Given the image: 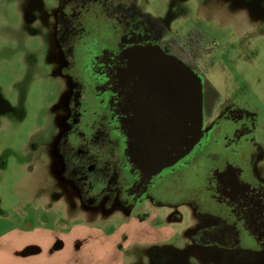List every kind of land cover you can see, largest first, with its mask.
Returning a JSON list of instances; mask_svg holds the SVG:
<instances>
[{"label":"rangeland","instance_id":"obj_1","mask_svg":"<svg viewBox=\"0 0 264 264\" xmlns=\"http://www.w3.org/2000/svg\"><path fill=\"white\" fill-rule=\"evenodd\" d=\"M56 6L57 0H0V264H264V251L237 261L186 241L185 210L184 225L151 202L105 213L101 199L86 207L60 178L51 142L64 85L74 74L48 28ZM138 6L163 23L164 37L203 34L199 65L224 95L221 104H237L256 124L257 152L242 163V176L264 184V0H138ZM79 137L111 174H125L117 139L102 145L91 133Z\"/></svg>","mask_w":264,"mask_h":264},{"label":"flooded vegetation","instance_id":"obj_2","mask_svg":"<svg viewBox=\"0 0 264 264\" xmlns=\"http://www.w3.org/2000/svg\"><path fill=\"white\" fill-rule=\"evenodd\" d=\"M146 13L138 0H57L48 28L55 48L70 56L67 68L74 75L64 85L58 132L51 142L55 171L86 207H96L101 199L106 213L112 206L125 211L134 203L151 202L182 225L185 210L189 214L185 225H191L184 233L186 241L233 260H253L250 252L264 251V184L244 179L242 163L253 162L257 152L254 118L233 102L221 104L224 95L199 65L207 48L198 29L188 30L182 38L164 37L165 31L156 35ZM110 20L116 24L110 27ZM190 43L199 53L193 61L187 56ZM138 48H159L182 62L198 76L202 93L197 138L183 157L153 174L140 170L128 156L133 118L148 122L165 113L142 80L124 73L129 62L125 53ZM83 95L86 98L80 101ZM88 133L102 138V145L110 137L119 141L123 176L111 174L99 153L89 154L91 142L79 137ZM239 232L251 239V245L242 244Z\"/></svg>","mask_w":264,"mask_h":264},{"label":"water","instance_id":"obj_3","mask_svg":"<svg viewBox=\"0 0 264 264\" xmlns=\"http://www.w3.org/2000/svg\"><path fill=\"white\" fill-rule=\"evenodd\" d=\"M125 56L129 61L126 76H137L156 104L164 106L162 117L148 122L133 118L128 133L131 161L143 172L153 174L172 166L197 138L202 120L200 80L190 68L159 48L128 50Z\"/></svg>","mask_w":264,"mask_h":264},{"label":"trees","instance_id":"obj_4","mask_svg":"<svg viewBox=\"0 0 264 264\" xmlns=\"http://www.w3.org/2000/svg\"><path fill=\"white\" fill-rule=\"evenodd\" d=\"M146 16H148V18L150 20L149 24L151 25L152 33L153 34L155 33L156 35L158 34V35L161 36V34H163V32L165 31V27H164L163 23L158 18L152 16L150 13H146ZM193 31L194 30H192L191 32H193ZM175 43L177 44V40H175ZM164 44H165V42H164ZM187 56L189 57L190 61H193V60H195V58L199 57V53L194 48L192 43H190V49H189V51L187 53Z\"/></svg>","mask_w":264,"mask_h":264},{"label":"crops","instance_id":"obj_5","mask_svg":"<svg viewBox=\"0 0 264 264\" xmlns=\"http://www.w3.org/2000/svg\"><path fill=\"white\" fill-rule=\"evenodd\" d=\"M104 264H120V262H118V260H116V261H105V263Z\"/></svg>","mask_w":264,"mask_h":264}]
</instances>
